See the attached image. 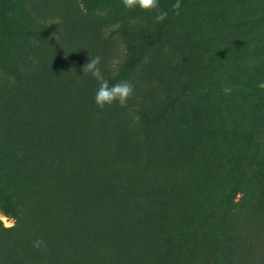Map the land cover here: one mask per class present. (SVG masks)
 <instances>
[{
	"label": "trees",
	"instance_id": "1",
	"mask_svg": "<svg viewBox=\"0 0 264 264\" xmlns=\"http://www.w3.org/2000/svg\"><path fill=\"white\" fill-rule=\"evenodd\" d=\"M24 1L16 0L17 9L33 24L17 61L3 64L0 70V211L15 221L8 228L0 220V264H158L174 242L185 240L184 231L173 224L167 231L168 243H161L166 222L159 214L165 201L180 191L205 201V188L187 167L181 169L177 155L184 143L208 135L207 124L177 117L182 102L196 98L181 95L155 69L147 49L136 47L131 36L143 24L132 14L109 31L107 37L117 43L119 54L103 73L109 86L135 83L133 98L124 108L118 104L98 108L94 102L98 83L94 78L88 83L90 74L82 71V80L91 89L79 103L67 101L65 128L56 130L52 105L41 103L43 88L31 82L33 75L49 74L47 65L52 61L33 47H45L48 40L65 44L71 26L63 11L35 13L21 4ZM224 1L219 10L226 26L219 32L228 50L234 53V34L247 42L250 26L264 39V0H251L254 7L244 15L239 13L238 0ZM75 2L83 12L79 5L89 7L96 0ZM111 2L107 0L105 7ZM180 3V10L202 11L184 0ZM102 13L111 14L108 9ZM191 18L198 19L196 24L212 22L202 12ZM150 33L149 47L161 46L162 33ZM257 53L243 50L235 56L252 71L264 68V44ZM185 83L179 81L181 87ZM222 116L219 112L215 117ZM14 122L20 125L14 127ZM47 128L48 136L41 138ZM174 144L177 149L171 155L167 147ZM160 151L165 159L157 157ZM215 203L214 209L228 207L222 195ZM249 205L241 207L238 217H231V249L237 251L242 241L247 242L231 264H264V206ZM207 208L205 214H210ZM258 214L263 225L248 232L243 219L247 224V218ZM38 237L46 241L47 250L33 247Z\"/></svg>",
	"mask_w": 264,
	"mask_h": 264
},
{
	"label": "rangeland",
	"instance_id": "2",
	"mask_svg": "<svg viewBox=\"0 0 264 264\" xmlns=\"http://www.w3.org/2000/svg\"><path fill=\"white\" fill-rule=\"evenodd\" d=\"M106 1L96 0L89 7L81 4L79 9L83 12L78 10L75 0L21 2L39 14L63 11L67 24L71 26L70 38L65 44L48 40L45 47H33L48 62L52 61L47 65L49 74L31 78V82L43 88L39 93L40 101L52 105L55 129L62 131L65 128L63 121L67 120V114H64L67 101L79 103L91 89L82 80L83 66L96 55L102 57V71L109 65L113 66L119 52L117 43L107 37L109 31L132 14L141 17L142 29L131 36L136 47L147 49L150 59L155 62V69L161 71L166 81L172 87L176 86L181 95L196 98L195 101H183L178 107L177 117L181 120L193 118L208 127L205 139L184 143L177 154L181 169L187 167L193 179L198 180L197 184L201 183L200 186L205 188V201L181 191L165 201L159 214L166 222L161 243H168L167 231L173 224L179 225L180 232L184 231L185 240L174 242L169 254L156 263L231 264L235 254L241 255L247 244L242 241L237 251L231 249L230 229L234 223L231 217H238L241 207L248 203L252 207L264 206V89L258 87L260 82H264V68L250 71L235 54L243 50L251 55L258 54L264 39L254 31L255 27L250 26L247 42H241L234 34V53L228 50L223 45L226 42L224 36L219 32L226 26L221 22L223 13L219 10L226 5L224 0L219 3L215 0H184L185 4L202 11L189 12L186 8L179 10V15L172 9L176 0H159L160 10L168 12V18L162 23H154L155 13L126 10L122 0H112L105 7ZM237 3L240 15L254 7L251 0H238ZM106 9L110 10V15L102 13ZM19 12L21 9H17L16 0H0V70L3 64L13 65L17 61L25 44V33L33 24ZM198 12L212 22L196 24L198 19L191 16ZM230 13H235L233 6ZM148 29L162 33L161 46L149 47L152 34ZM165 47L169 49L167 53L163 51ZM87 77L90 83L93 77ZM182 80L186 83L181 87L179 81ZM225 86L232 89L228 95L223 92ZM188 89H192V93ZM200 93L203 96L198 97ZM219 112L222 119L215 117ZM15 122L14 127L20 125ZM48 134L49 128L44 129L41 138ZM176 149L175 144L167 147L171 155ZM157 157L165 159L164 152L160 151ZM219 195L227 199V208L217 205L214 209ZM204 206L208 207L210 214H205ZM0 220L5 227L15 224L1 211ZM247 220L246 224L243 219L248 232L263 225L261 214Z\"/></svg>",
	"mask_w": 264,
	"mask_h": 264
},
{
	"label": "clouds",
	"instance_id": "3",
	"mask_svg": "<svg viewBox=\"0 0 264 264\" xmlns=\"http://www.w3.org/2000/svg\"><path fill=\"white\" fill-rule=\"evenodd\" d=\"M122 5L128 11L140 10L141 12L155 13L154 23H162L168 18V12L160 10L159 0H122ZM180 8V0H176L172 5V9L177 15H179ZM163 51L167 53L169 49L165 47ZM101 63V56H91L90 60L82 69L84 75L90 74L98 83V88L94 96L96 106L100 109L113 104H118L122 108L127 107L128 101L134 96V85L129 81H121L109 86L100 67ZM258 87L264 89V82H260ZM231 91L232 89L230 87L225 86L223 88L225 95L230 94ZM14 226V224L6 225V227ZM33 247L38 251L47 250L46 241L39 237L33 242Z\"/></svg>",
	"mask_w": 264,
	"mask_h": 264
}]
</instances>
